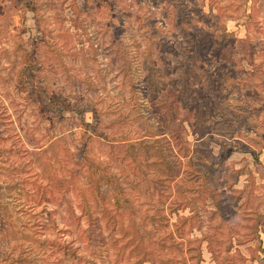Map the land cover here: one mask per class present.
Masks as SVG:
<instances>
[{"label": "rangeland", "instance_id": "374dc122", "mask_svg": "<svg viewBox=\"0 0 264 264\" xmlns=\"http://www.w3.org/2000/svg\"><path fill=\"white\" fill-rule=\"evenodd\" d=\"M102 1L108 16H114L106 20L122 37L120 47L112 46L107 35L101 36L106 14L99 12ZM221 3L227 5L222 15L227 32L243 38L249 27L251 36L264 40L261 18L257 17V27L245 21L250 2ZM207 4L208 0H200L199 8L216 24L219 11L217 7L209 11ZM72 5L78 7L77 17ZM163 5V0H0V209L19 219L18 223L14 219L17 226L8 240L0 237V264H5L9 250L16 254L28 242L16 233L23 222L31 224L40 238L73 240L76 256L61 258L60 264H216L204 234L217 253L224 252L231 235L227 254L234 255L231 264H264V149L255 142L264 116L260 79L246 82L239 73L237 84L228 90L219 91L216 84L219 103L199 80L189 82L187 107L198 103L205 108L208 134L217 139L209 143L207 157L213 161L217 184L211 188L217 194L212 200L205 196V207L214 210L211 201H216L226 218L219 219L217 213L210 219L206 213L201 230H189L185 223L182 237L175 233L177 218L190 212L186 206H174L170 212L167 203L173 197H192L197 202L207 193L202 192L206 186L201 178L186 180V159L170 147L161 116L163 99L172 101L166 94H177L175 88L181 83V78L176 79L181 73L179 62L170 59V74L162 78L164 84L175 78L172 86L159 82L153 91L147 87L148 69L140 54L146 43L139 38L136 46L132 40L145 32L137 16L144 24L156 21L163 26L159 34L169 41L167 46L181 39L165 23ZM220 33L216 39L227 41ZM125 59L131 60L142 113L131 130L145 132L147 123L155 131L153 137L143 139L148 146L139 151V168L130 158L122 159L125 147L111 146L102 137L110 130L105 128L108 119L116 120L125 111L135 115L133 108L118 106L126 104L122 93L128 95L119 72ZM255 61L264 69L263 56ZM110 103L114 105L108 107ZM123 127L118 120L112 129ZM188 139L194 142L195 136ZM154 140L161 141L164 152L159 153L161 147ZM165 161L174 181L180 182L178 187H167L168 175L160 170ZM39 187H44L45 198L37 202ZM72 213L83 229L78 234L74 227L70 233L63 231ZM110 215L116 217L113 232L107 224Z\"/></svg>", "mask_w": 264, "mask_h": 264}, {"label": "trees", "instance_id": "16d2710c", "mask_svg": "<svg viewBox=\"0 0 264 264\" xmlns=\"http://www.w3.org/2000/svg\"><path fill=\"white\" fill-rule=\"evenodd\" d=\"M163 1L164 5L160 11L163 16L166 17L165 23L169 22V25L173 26V30L176 29L177 32L181 34V39L174 41L172 46H167L169 41L165 39V36L159 34V29L163 26L158 25L156 21H149L147 24H144L143 19L140 16H137L135 20L139 21L141 27L144 26L145 32L138 34V37L133 36L132 40H134L136 46H140V42L138 41L139 38L146 43L144 49L140 50V54L143 56L144 67L148 69V75L146 76L147 87L153 91H155L156 86L159 87V82L164 84L162 78H164L165 75L170 74V71H168L170 59L171 61H178L180 65L181 73L176 79L181 78V83H178V87L175 88L177 94H173L171 91L166 94L167 96L170 95L172 101L163 99L166 101L162 102L161 116L164 118L165 127L168 130V138L171 142L170 147L173 148L180 157L186 159L184 169L186 180L201 178L202 184L206 186L203 187L202 192L207 193L202 197V200L200 199V201H197L200 205L195 202V198L192 197L189 199L187 197H181V199L173 197V199L167 203L170 212L173 211L172 209H175L174 206L181 207V209L186 206L189 209V215L186 217L179 216L174 223L175 233L179 237H182L180 234L183 232L185 223H188L187 227L189 230L192 228L201 230L204 215L206 213H210V219L217 213H219V219L224 220L226 218V211L222 210L216 201H211L213 205L215 204L214 210L209 211V209L205 207V196L208 195L209 199L212 200L217 194L215 188H211L217 184L216 179L212 175L213 161L207 160V157H210L211 155V147H209V143L217 141V139L212 137L213 133L208 134L209 130L205 122V115L202 114V109L205 110V108L202 106L199 107L198 103L191 107H187L185 98L188 96V92L192 88L189 82L192 80H199L201 86L206 88L207 93L219 103L215 91L216 84L219 86V91L222 89L228 90V88L237 84L236 78L239 73L243 74L246 82H250L254 79H260L261 82L264 81V69L261 68V62H254V59H258L262 56L264 58V40L262 38L258 41L254 36H251V30L249 27L246 29V34L243 38H235L233 33L227 32L224 26L225 19L222 20V15L226 13L227 5L226 3H221V0H208L207 4L209 11H212L214 7H217L219 11L220 17L216 24L211 23L208 15L202 14L203 12L199 8L200 0ZM255 1L256 0H246V2H250L251 4H249L248 11L245 14V21L253 27H257L255 22L257 17H259L261 18L262 27L264 26V3L259 4V2H257V5H255ZM102 2L103 3L99 4V12H106V14L104 17L105 22L101 25V36L107 35L108 38H110L109 43L112 44V46L120 47L122 45V37H119L116 34V28L113 26V23L106 20L107 18L113 19L114 16H108L107 11L105 10L107 4L104 1ZM72 13L77 17L78 7L76 5H72ZM124 15L128 17L131 16L130 13ZM161 25H164V23H161ZM220 32H222V35L225 34L227 36V41L220 42L216 39L217 36L221 34ZM183 42L184 44H182ZM123 46H125V43ZM116 52L119 54L120 50L115 51V56ZM122 55L124 59V56L126 55L125 50L122 52ZM140 65L142 69V63H140ZM131 66V60L126 59L120 65L119 72L123 75L121 86L128 88V95L126 96L122 93L124 96L122 101L126 104L118 103V106L120 107L121 105V108L123 109L133 108L132 110L135 111V115L130 116L129 112L125 111L121 112L116 120L108 119L105 128H109L110 130L105 132L102 137L109 141L111 146H115L114 144H120L115 147H125L122 151L124 153L122 159L126 160L127 158H130L139 168V151L148 146L143 139L153 137L155 131L147 126V123L145 124V132L131 130L130 125L133 124L132 122L136 118H140L142 114L140 109L141 103H139L136 98V83L133 78ZM173 81H175V78H170L166 84L172 86ZM113 105L114 104L110 103L108 107H112ZM124 105H127V108H125ZM262 110L264 112V107ZM118 120L123 122L126 127L113 130V125L116 124ZM142 121L146 122L144 120ZM257 130L258 137L255 142L259 147V150H262L264 149V138L261 137L264 133V116L260 120ZM189 135L195 136L194 142L188 139ZM119 141H121V143H114ZM155 142L159 143L156 144ZM153 143L154 145L161 147L159 153L162 151L164 152L160 140H154ZM160 170L164 175H168V180H166L168 181L167 187H178L180 185V182L174 181L175 177L171 173L172 169L169 162L165 161L164 167H160ZM169 182H171V185ZM39 190L40 196L38 197L37 202H40V199L45 198L43 192L44 187H39ZM177 193L179 194L180 192L177 191ZM169 195H171L170 191L166 198H168ZM4 212L5 210L3 209L2 211L1 208L0 237L8 240L10 231L12 232L17 226L15 221L18 223L19 219L15 217L11 219L10 217L5 216ZM7 214L9 216L12 215L9 212ZM110 217L112 220L107 221V224L113 232L116 225V217L115 215H110ZM78 221L79 217L72 213L66 221V227L63 228V231L70 233V227L76 228L75 234L83 231ZM24 224V222L20 223V227L17 229L16 233L21 234V238L24 236L27 237L28 242L26 245H23L24 249L22 248V250L16 254H14L12 250H9L3 259L5 264H37V259L41 261L40 264H60L61 258L76 256V249H74L71 244L73 240L61 241L56 238H40L38 237V233L34 232L35 229H32L31 224L29 226H25ZM119 229H122V225H119ZM203 237L206 238L208 251L213 255L216 264L233 263L232 258L234 255H227L231 246V235H228L229 245L227 248L224 252L218 251V253L212 249V241H210L208 236L204 234ZM217 242L219 245L220 241ZM30 243H32V245H29ZM33 244H36L35 249L32 247ZM40 246L42 247L41 251L37 249ZM11 249L14 250L16 247ZM237 256L241 259L239 254H237Z\"/></svg>", "mask_w": 264, "mask_h": 264}]
</instances>
